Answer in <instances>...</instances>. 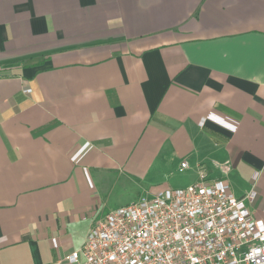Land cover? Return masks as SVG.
Instances as JSON below:
<instances>
[{
    "label": "crops",
    "instance_id": "crops-1",
    "mask_svg": "<svg viewBox=\"0 0 264 264\" xmlns=\"http://www.w3.org/2000/svg\"><path fill=\"white\" fill-rule=\"evenodd\" d=\"M201 173L264 220V0H0V264Z\"/></svg>",
    "mask_w": 264,
    "mask_h": 264
},
{
    "label": "built area",
    "instance_id": "built-area-1",
    "mask_svg": "<svg viewBox=\"0 0 264 264\" xmlns=\"http://www.w3.org/2000/svg\"><path fill=\"white\" fill-rule=\"evenodd\" d=\"M203 178L114 208L64 264H264L256 191L238 197L226 180Z\"/></svg>",
    "mask_w": 264,
    "mask_h": 264
},
{
    "label": "rangeland",
    "instance_id": "rangeland-1",
    "mask_svg": "<svg viewBox=\"0 0 264 264\" xmlns=\"http://www.w3.org/2000/svg\"><path fill=\"white\" fill-rule=\"evenodd\" d=\"M186 177L184 175H180L179 177H176L171 184H169L172 187H181L186 185ZM165 185V184H164ZM163 185V186H164ZM127 198H132L133 200H139L141 198H150L151 194H126Z\"/></svg>",
    "mask_w": 264,
    "mask_h": 264
}]
</instances>
